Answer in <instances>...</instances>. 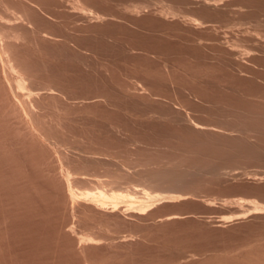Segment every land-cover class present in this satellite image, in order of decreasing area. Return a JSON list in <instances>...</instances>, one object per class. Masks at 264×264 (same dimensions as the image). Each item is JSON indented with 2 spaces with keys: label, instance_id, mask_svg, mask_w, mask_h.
I'll return each instance as SVG.
<instances>
[{
  "label": "rangeland",
  "instance_id": "obj_1",
  "mask_svg": "<svg viewBox=\"0 0 264 264\" xmlns=\"http://www.w3.org/2000/svg\"><path fill=\"white\" fill-rule=\"evenodd\" d=\"M9 26L49 142L0 67V264H264V0H0Z\"/></svg>",
  "mask_w": 264,
  "mask_h": 264
},
{
  "label": "bare ground",
  "instance_id": "obj_2",
  "mask_svg": "<svg viewBox=\"0 0 264 264\" xmlns=\"http://www.w3.org/2000/svg\"><path fill=\"white\" fill-rule=\"evenodd\" d=\"M210 3V2H209ZM215 3V2H214ZM77 5V4H76ZM79 7V6H77ZM81 11H86L85 9L86 8H79ZM137 9V8H136ZM135 11V10H134ZM90 14L88 13L87 15H91L93 12L92 11H89ZM92 12V13H91ZM83 14H86L83 12ZM92 16V15H91ZM10 19H7L6 22L10 25ZM22 22L26 23V24H29V22H26L27 20L24 19L22 20ZM23 23V24H24ZM10 27V26H9ZM8 30H12V34H9V31ZM19 40V37L18 35L16 34V32H14L13 28L10 27V28H7V29H2L0 31V67H1V71H2V74H3V80L4 82L7 84V86L10 88V91H11V94L13 96V98L16 100V103L17 105L20 107V111L22 112V115L23 117L25 118L26 120V123L28 125V128L30 130L31 133L35 134L36 136H38L39 138H43L45 139L46 141H48L47 138H45L43 136V133L42 131L40 130V128H38L34 123V118H32V109L34 107V99L33 97L35 95L36 92H34V89H32V87H30L28 85V81H29V74L23 69V67L21 66V64L17 61V58L16 56L13 54L12 50H11V47H10V44L12 43H16L17 41ZM48 91H52V89H48ZM49 142V141H48ZM69 172L68 171H65V174L67 175ZM65 175V176H66ZM67 177V176H66ZM69 179V176L67 177ZM66 178V179H67ZM67 179V180H68ZM66 180V182H67ZM69 181V180H68ZM67 184V183H66ZM70 184V183H69ZM71 185V184H70ZM69 185V186H70ZM68 186V185H67ZM71 189V190H70ZM100 193V192H99ZM68 194L69 196L71 197L70 199H74L73 197H77V194H75L72 190V188H69L68 190ZM67 194V195H68ZM85 194V193H84ZM83 194V195H84ZM87 194V193H86ZM85 194V195H86ZM117 194V193H116ZM79 196L82 195L81 193L78 194ZM84 195V196H85ZM91 195V194H90ZM93 195V194H92ZM108 195V194H107ZM87 196V195H86ZM97 196V195H96ZM94 196V198L92 197V199H90V197H88V202L89 204L92 205V207L94 206V208H96L97 210L98 209H103L104 207V204L108 201H106V193L104 195L103 194H99L98 197ZM116 197H120L119 196V193L117 195L115 194H111L110 195V198H115ZM123 197H125L124 195H122ZM121 196V197H122ZM159 196V195H158ZM96 197V198H95ZM85 198V197H84ZM108 198V197H107ZM78 199V197H77ZM80 199V198H79ZM78 199V200H79ZM119 199V198H118ZM123 199V198H121ZM120 199V200H121ZM125 199V198H124ZM123 199V200H124ZM161 199V198H160ZM71 200V201H72ZM77 200V201H78ZM85 200V199H83ZM123 200H122V203H123ZM86 201V200H85ZM151 201V200H150ZM158 201V200H157ZM76 202V201H75ZM82 202V201H81ZM84 202V201H83ZM121 202V201H120ZM87 203V201L85 202ZM111 203L115 204V202H112ZM109 203V204H111ZM125 203V202H124ZM142 204V203H141ZM139 204V206L141 205ZM103 205V207H102ZM118 205H119V202H118ZM128 205V203L126 204ZM125 205V206H126ZM132 205V204H131ZM147 205V204H146ZM137 206V207H139ZM143 206V204L141 205V207ZM151 206V204H150ZM256 206V205H255ZM117 207V206H116ZM115 207V208H116ZM135 207V206H134ZM140 207V208H141ZM105 208V207H104ZM113 208V207H112ZM120 208V207H119ZM145 208V207H144ZM148 208V207H147ZM146 208V209H147ZM255 208V207H254ZM257 208V206H256ZM255 208V209H256ZM134 209V208H132ZM138 209V208H137ZM144 209V210H146ZM126 210V209H125ZM131 211V208L128 209ZM259 210V209H258ZM100 211V210H99ZM107 211V210H105ZM135 211V210H134ZM133 211V213H134ZM257 211V210H256ZM138 212V211H137ZM140 212V210H139ZM138 212V213H139ZM142 212V211H141ZM143 213V212H142ZM225 219V218H224ZM226 220V219H225ZM229 220V219H228ZM227 221V220H226Z\"/></svg>",
  "mask_w": 264,
  "mask_h": 264
}]
</instances>
